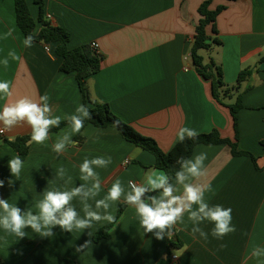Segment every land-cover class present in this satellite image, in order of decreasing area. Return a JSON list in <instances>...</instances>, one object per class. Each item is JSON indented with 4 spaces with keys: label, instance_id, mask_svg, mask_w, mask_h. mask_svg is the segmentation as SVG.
<instances>
[{
    "label": "crops",
    "instance_id": "0c3cea01",
    "mask_svg": "<svg viewBox=\"0 0 264 264\" xmlns=\"http://www.w3.org/2000/svg\"><path fill=\"white\" fill-rule=\"evenodd\" d=\"M204 0H42L44 17L52 25L66 30L69 48L96 43L102 56L99 71L87 79L89 101L107 104L111 112L142 136L153 139L163 153L178 141L181 128L195 129L199 134L216 131L221 138L235 142L229 109L216 102L211 84L203 79L190 62V46L199 16L197 9ZM30 15L37 19L39 7L26 0ZM223 6L216 17V35L220 47H212L203 56L221 66L223 82L231 87L243 70L250 76L242 81L231 98L241 95L238 112L239 151L252 154L234 157L226 145H197L190 156L206 153V173L194 183L211 184L205 199L210 205L232 209V224L237 231L223 240L211 236L213 225L207 221L200 227L208 239L191 233L192 223L185 214L172 237L158 240L145 233L135 209L126 204L111 226L109 237L93 241L94 233L108 224L93 222L86 230L63 232L53 228L54 235L40 237L30 228L18 238L0 229V259L4 264H256L245 260L256 245L264 246V0H212L209 8ZM9 28L12 37L3 39ZM38 28V26H37ZM36 28V30H38ZM23 36L15 23L13 0H0V59L15 50L18 60L9 58L7 69L0 64V80L11 82L12 95L0 99L5 103L27 96L37 99L47 93L53 114L64 117L84 105L75 76L59 71L60 60L42 43L31 48L23 45ZM62 121H66L63 120ZM61 121V122H62ZM3 126L0 125V128ZM68 123L44 144L29 143L19 178L12 177L8 161L16 153L0 143V198L35 214L37 203L49 190H70L85 183L80 179L79 165L85 158L111 157L106 168H96L102 188L95 199L106 196L111 184L121 181L128 191V181L143 183L145 174L161 170L151 168L154 157L126 142L112 127L84 125L80 134L72 136L75 146L62 155L52 150L58 135ZM27 125L4 129L0 139L11 141L30 135ZM127 161V163H126ZM64 167L63 179L57 169ZM70 178V179H69ZM14 183L9 186L8 181ZM175 183V179L172 181ZM123 199V198H122ZM121 201L111 203L109 212L116 215ZM88 203L95 209V200ZM72 205L84 217L83 205L74 198ZM103 214V209L99 210ZM91 232V236H88ZM92 243L81 252L77 246ZM172 241V246H169ZM224 244L226 247L221 248ZM179 256V257H176ZM166 257V259H165ZM171 257H175L172 261Z\"/></svg>",
    "mask_w": 264,
    "mask_h": 264
},
{
    "label": "clouds",
    "instance_id": "9594fccd",
    "mask_svg": "<svg viewBox=\"0 0 264 264\" xmlns=\"http://www.w3.org/2000/svg\"><path fill=\"white\" fill-rule=\"evenodd\" d=\"M14 29L9 28L3 34V39L12 37ZM36 34L27 35L23 40L26 48H31ZM43 43V41H41ZM49 47L45 51H49ZM9 58L18 60L20 57L15 50L8 51L7 55L0 59V64L5 69L9 66ZM12 95L11 82L0 80V99ZM91 113L85 105H79L75 113L64 117L53 114L50 105V97L47 93L38 96L37 99L24 96L12 103H5L0 108V131L11 130L20 125H27L31 129V142L44 144L50 139L52 128H59L62 119L68 123V128L58 135L52 145V150L59 156L68 146H75L72 136L80 134L84 128V120L90 119ZM199 133L195 129L181 128L177 137L180 142L185 139L196 140ZM206 153H199L193 158H179L180 165L175 172V183L167 174L156 172L146 173L143 183L137 184L128 181V191L125 190L121 181L116 180L111 184L107 194L102 199H95L102 188V182L96 168H106L111 164V157L98 156L92 159L85 158L79 165L80 179L85 183L73 187L70 190H49L37 203L38 211H22L17 205H12L8 200L0 198V229L5 233L13 234L18 238L25 237L24 229L30 228L42 238L54 235L53 228L59 227L61 231L71 233L75 230H86L93 226V222L107 221L115 223L116 217L109 212L111 203L121 201L135 209L139 224L145 233H151L158 240L165 237L169 239L173 235V229L178 223H183L185 214L192 223L191 233L195 237L199 234L205 241L208 233L202 230L200 225L205 221L213 225L211 236L217 240L237 231L232 224V209L221 205H210L206 199V192L211 191V184L202 185L194 183L195 178L204 176L206 173L204 161ZM8 167L12 177L17 179L23 168V161L19 155L9 159ZM66 173L64 167L57 169L56 175L63 179ZM70 179V178H69ZM12 186L14 181H8ZM4 181L0 180V187ZM74 198H79L83 205L84 217L81 218L77 209L72 205ZM95 200V209L88 203ZM103 209V214L99 211ZM88 232V236H91ZM92 243L86 240L77 246L76 251L81 252ZM221 248L226 245L221 244ZM179 257V256H176ZM252 258L256 264H264V246L256 245L245 260ZM166 259V257H165Z\"/></svg>",
    "mask_w": 264,
    "mask_h": 264
},
{
    "label": "trees",
    "instance_id": "16d2710c",
    "mask_svg": "<svg viewBox=\"0 0 264 264\" xmlns=\"http://www.w3.org/2000/svg\"><path fill=\"white\" fill-rule=\"evenodd\" d=\"M32 2L39 7L37 19H33L30 15L26 0H13L15 23L20 30L23 39L32 33L36 34L33 43H41L50 46L53 55L60 60L59 71L61 73H72L79 87L81 97L83 98L84 105L91 113L90 119L84 120V125L91 124L97 128L112 127L120 134V136L134 146L150 153L154 157V164L151 168L161 170L167 174L171 180L175 179V172L179 170L180 165L177 163L178 159L190 158L193 149L197 145H226L229 147L231 154L234 157H248L256 165L255 157L245 151H239L237 148L238 141V112L242 108L241 95H238L232 103H224L223 100L231 98L232 92L238 89L240 83L250 76L249 70H243L237 77L235 85L228 87L223 82V73L221 66L214 63L212 59L207 62L204 61L202 52L209 51L213 46L220 47V42L215 36L207 35L209 28L210 34L216 35L215 21L218 14L224 10L223 6L216 9H210L209 6L212 0H204L197 13L199 16L198 22L195 26L193 39L190 46V60L192 67L203 78L210 82L211 92L216 102L226 106L232 116V124L235 132V142L223 139L216 131H211L204 134H199L196 140L185 139L184 142L179 140L175 142L172 148L163 153L157 147L155 141L151 138L142 136L136 132L131 126L117 118L109 109L107 104H95L90 102L86 93V81L91 76L95 75L100 68L102 56L99 52H94L89 45H81L75 48H69V35L66 30L59 26L52 25L44 17L42 0H32ZM38 26V28H37ZM36 28L38 30H36ZM67 121H62L59 128H52L51 132H56L61 129ZM30 135L18 136L11 141L0 139V143L8 144L16 155L22 159L25 158L28 152L29 143L31 141ZM264 148V143L261 144ZM257 168V165H256ZM126 204H119L116 211V220L123 212ZM113 223H108L99 228L93 235V241L98 242L102 239L109 237V231ZM169 246H172V241H169ZM0 264L4 262L0 259Z\"/></svg>",
    "mask_w": 264,
    "mask_h": 264
},
{
    "label": "built area",
    "instance_id": "2783aa9c",
    "mask_svg": "<svg viewBox=\"0 0 264 264\" xmlns=\"http://www.w3.org/2000/svg\"><path fill=\"white\" fill-rule=\"evenodd\" d=\"M90 48L94 51V52H97L98 53V50H97V45L96 43H91L89 44ZM48 47V46H45V48ZM4 135V130L3 131H0V138ZM127 163V161H126ZM171 260L174 261L175 260V257H171Z\"/></svg>",
    "mask_w": 264,
    "mask_h": 264
},
{
    "label": "rangeland",
    "instance_id": "374dc122",
    "mask_svg": "<svg viewBox=\"0 0 264 264\" xmlns=\"http://www.w3.org/2000/svg\"><path fill=\"white\" fill-rule=\"evenodd\" d=\"M207 53L206 52H202V56H205ZM206 57V56H205ZM190 62H191V60H190Z\"/></svg>",
    "mask_w": 264,
    "mask_h": 264
}]
</instances>
